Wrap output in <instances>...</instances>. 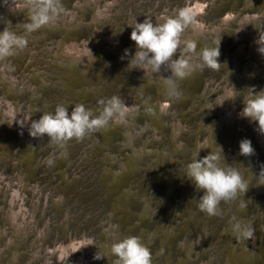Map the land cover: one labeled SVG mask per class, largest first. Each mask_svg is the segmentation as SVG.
<instances>
[{
  "label": "rangeland",
  "instance_id": "rangeland-1",
  "mask_svg": "<svg viewBox=\"0 0 264 264\" xmlns=\"http://www.w3.org/2000/svg\"><path fill=\"white\" fill-rule=\"evenodd\" d=\"M75 1L62 0L64 9L61 13L62 16L73 8ZM195 1L116 0L114 12L110 11L112 13L101 25L102 30L106 34L116 33V44L114 45L116 51L125 57V49H127L128 55L126 56H130V52L135 53L136 51L135 42L130 40L131 24L143 22L145 18H153L154 24L161 23L156 20L162 14L166 15V18L173 17L182 8L194 7ZM198 1L202 3V11L199 13L203 25L221 24L223 27L217 34L213 32L208 36L211 45L207 44L208 47H214L220 39L218 62L223 66L220 71L207 68L202 72L197 70L191 76L179 81V88L182 92L180 99L168 97L164 88L158 90L156 84H147L145 75L140 69L133 68V65L129 64L130 60H124L120 65L111 64L105 69L100 65L99 68L93 66L81 70L78 74V82L66 77L65 70L55 65V58L50 56L47 45L56 40L58 51L60 40L63 37L70 39L72 37L70 35H73L79 43L82 42V39H88L93 34V29L87 25L88 21H91V13L88 9L83 12L80 23L76 21L72 32L70 29L69 31L63 29L64 25L58 18L56 23L61 22L59 24L63 26L55 28V24H47L28 34V46L24 51L13 57L0 60V204L5 203L6 197L9 202L13 198V194H17L16 191L20 197L19 202L25 203L28 208L32 209V204L36 203L34 207L35 222L38 227L46 228V238L42 243L44 249L47 246L54 248L55 244L69 245L71 242H76V247L69 251L63 259L58 257V253L53 256L48 255V259L51 260L49 264H75L76 261L82 262L84 259H89V264H112L113 258L111 257L94 259L96 254L106 255L103 244L107 238L103 234V229L115 225L120 227L119 236H108V242L111 240L113 243L114 238L118 241L130 236L128 225L140 219L139 215L136 217L134 213H142L145 199H148L150 203L149 214L144 221H139V228L142 226L145 230L152 232L156 230V225L160 224L166 228L176 218L182 222L186 218L190 220L189 232L193 236L195 246L187 257L189 264H202L203 260L205 263L211 261L207 264H226L230 239L233 238L236 243L238 242L236 235H231L230 231L226 232L228 222L231 223L232 218L236 217L253 223L258 215L261 216V213L264 215V173H261V170L264 169V135L259 133L255 122H251L249 125L251 130H249V134L253 135L258 142L250 168L249 156L239 154V142L242 139H247L246 135L237 134L236 129H229V134L222 133L223 140L228 137L229 143L220 142V147L225 146V151L222 152L224 162L238 169L248 182L249 189L243 197L247 202V208L242 210L239 207V200L222 203V216L209 217L201 213L197 207L198 199L203 194L202 191L195 190L190 199H187L191 181L185 177V168L193 159L197 140L201 138L203 142L208 136L205 130H198L199 122L204 117L202 108L205 103L213 105L216 103V98L224 94V87L233 88L238 92L236 98L233 99L231 95L224 104H234L239 111L243 109V102L247 99L250 90L254 92L255 86L260 87V85V91L264 90V54L257 50L258 56L254 57L260 70L257 77L250 72L251 79L256 80L253 86L250 82H244L242 78L239 80L241 83L238 87H235L237 79L227 77L229 67L226 66L225 61L226 57L231 56L238 46L236 44L237 29L240 27L239 23H243V15L248 7L250 11L258 12L261 17L248 23L249 34L244 40V46L249 47L251 44V33L264 39V8L259 4L260 2L255 4L249 2V6H246L247 0ZM104 2L105 0H102L101 3ZM18 6L19 10H17ZM232 10L235 12L233 20H230L229 26L224 25L222 18ZM7 22L11 23L12 30L18 35L26 34L25 25L30 22V11L25 5V0H0V31H3ZM99 50L101 53L104 52L100 48ZM200 50L197 49L198 52ZM105 56L108 59L111 58L110 60L114 59V57H109V54ZM245 61L241 60L242 63ZM193 62H196V57H193ZM232 68L234 65L231 66ZM237 72L240 77L243 76V70L236 69ZM206 81L209 82V86ZM10 86L13 89L18 86L17 95L12 92ZM84 88L88 89V92L80 93L79 89L83 90ZM205 90H207L206 102L201 97L202 93L206 92ZM192 95L195 97L192 98ZM112 96H119L128 105H132L138 100L142 101L144 98L153 104L156 103V106L159 97L169 102L165 110L157 111L155 117L157 120L150 117L148 112L146 113L150 126L148 128L145 127L146 118L143 119V116L129 119L134 128L140 131L141 142L138 143V146L143 145V141L148 138L150 143L145 146L157 149L158 154L148 153L137 158L134 156L133 166L126 172L125 177H119L116 188L110 183L112 177L108 178L111 173L108 170L111 167H116L118 170L121 165L118 160L125 158L127 152L131 154L132 150H127L123 145L128 141L125 135L112 129L108 132L101 130L86 136L82 141L71 140L63 148L49 143L46 135L37 138L35 145L30 149V152L33 153L32 158L28 161L31 168L25 166L21 169L18 167L19 157L16 149L21 152V147L17 140L5 133L6 126L1 120L5 119L8 109L9 112H14L17 108L16 111L24 118L31 116L30 119L38 120L41 115L53 112L55 107L61 104L68 107L69 113L76 104H83L86 108L95 111L98 108L99 100ZM5 97L9 100L10 107L4 102L2 103ZM215 105L218 106V104ZM153 108L156 107L153 106ZM212 117L218 118L219 116L207 118L208 124L212 123ZM155 120L164 125L156 131L153 128ZM247 120L243 119L240 123H245L244 125L247 127ZM234 124V128H236L237 122ZM173 125L176 129L180 125L186 129L179 132L177 136H173ZM176 140L178 141L176 142ZM106 152L113 154L116 157V162L107 164ZM49 159L54 160V164L51 166L48 164ZM125 161L126 159L123 162ZM224 162L222 161V163ZM23 184L31 187L34 185V187L25 190ZM36 188L39 189L38 192ZM124 188L130 191L122 202L126 203L129 210L133 212L132 214H127L115 206V202H118L119 195ZM6 206L8 208V204ZM121 213L124 214L121 216ZM161 213L165 214L163 219ZM4 222L5 219L1 214L0 225H4ZM140 232L138 231L137 236L140 235ZM201 235L204 236L203 239L198 240ZM182 236L183 232L178 234V237L171 239L167 245L166 242L163 244L164 252L166 250L164 257L170 254L174 264L177 263L182 253L179 247V243L185 239ZM35 237L36 233L23 239L22 243L17 246L14 258L12 257L14 253L9 251L10 248L5 249L4 252L0 251V264H12L10 262L14 264H47L44 251L37 256L36 260L31 256L30 243ZM83 240H85V244H79ZM5 241L0 240L1 247L5 245ZM90 241L92 245H89ZM161 241L160 238L155 237L153 242L146 244L150 251H153V255L156 250L161 248ZM252 241L254 243L253 239ZM183 255L186 256L184 252ZM159 261L165 264V260ZM263 262V255L256 253L252 264H264Z\"/></svg>",
  "mask_w": 264,
  "mask_h": 264
},
{
  "label": "bare ground",
  "instance_id": "bare-ground-1",
  "mask_svg": "<svg viewBox=\"0 0 264 264\" xmlns=\"http://www.w3.org/2000/svg\"><path fill=\"white\" fill-rule=\"evenodd\" d=\"M101 2H102V0H76L74 5H73V8L71 10H69L66 15L62 16L60 14V16L58 17V18H60V20L62 21L64 26L62 24H59L61 22L56 23V20L52 23H49L50 25L55 24L54 25L55 28L58 26L59 27L63 26V29H65V30L67 29L68 31L70 29V32H72L73 28L75 27L76 21H78V23H80V19H82L83 12L88 9L89 13H91V21H88L87 25L90 27V29H93V34L88 39H82V42L79 43L78 40L73 35H70V36H72L70 39H68L67 37H63L60 40V48H58V51H57L56 40L53 41L52 44L49 43L47 45V48L49 50L48 52H49L50 56H52V58H55V65L58 67H61V69L65 70L64 75H66V77H68L69 79H73L74 82L79 81L78 74L81 70L89 69L93 66L99 68L100 65L104 69L106 67L110 66L111 64L120 65L124 62V60H131V57L135 54L133 52H130V56L124 55L125 57L123 59H121V57H123L122 53H120V52L118 53L116 51L115 46H114L116 44V33L106 34L102 30L101 25H103L104 22L109 17V15L112 12H114V9L116 7V0H112V1L105 0V2L103 4ZM249 2H252V4L260 2L259 4H261L262 7L264 8V0H247L245 2V5L249 6ZM201 4L202 3L200 1L196 0L194 7H191V6L187 7L195 13L196 23L191 25L190 28L185 31V33L183 34V37H182L183 39H186V40L187 39L195 40L197 42V49H202L204 47H208L207 44H209V46H210L211 42H210V37H208V36L213 34V32L217 34L223 28L221 24H211L208 26L203 25V21H202V19L200 20L201 16L199 13V11L200 12L202 11ZM260 9H261V7H260ZM17 10H19V6L17 7ZM110 11H112V12H110ZM263 15H264V9H263ZM234 16H235V12L233 10L228 12L227 15L222 18L223 24L229 26V22H230V20H233L232 18ZM259 17H261V15L258 12L250 11L249 7H248L247 11H245L244 15H243V21H242L243 23L242 24L239 23L240 27L237 29L236 44H238V46L231 56L228 55L226 57V60H225L226 64H227L226 66L229 67L227 77L228 78L229 77H232V78L235 77L237 79V83H236L235 87H238V85L241 83L239 80H241L242 78L244 79V82H250L253 86V84L256 80L251 79L250 72H252V74H254L255 77H257V75H258L257 73L260 70L259 65L254 60V57L258 56L257 50L259 48V45L257 44V42H259L258 41L259 35H256L255 33L250 32L251 33L250 34L251 40H252L251 44L249 45V47L244 46V40L247 37V35L249 34V31L247 30L248 29V23H252L253 21L257 20ZM165 18H166V15L162 14V16L158 17V19L156 21L162 22V20H164ZM151 20H154V19L151 18ZM83 22H85V21L83 20ZM134 24L135 23H133L131 25L133 26ZM63 32H65V31H63ZM63 32H61V33H63ZM99 48L101 50H103L104 52L101 53ZM88 49L90 50L91 53L89 52ZM106 54H109L110 55L109 57H114V59L113 60H110L111 58L108 59L105 56ZM55 55H56L57 59H56ZM241 60H246V61L244 63H242ZM232 65H234V68L231 69ZM236 69L243 70V76L242 77L239 76L238 72L236 73ZM141 71H142V74L145 75V77H146V83L147 84L158 85V90H161L162 88H164L159 74H155V73H152L150 71H145V72H143V70H141ZM160 75L167 77L168 75H170V73L167 71H163V69H162ZM38 79H39V77H38ZM5 80H6V78H5ZM45 80L46 79L44 78V82H46ZM44 82H43V84H44ZM41 83H42V81H41ZM10 84H11V82H10ZM14 84H15V81H14ZM206 84H207V86H209L208 81H206ZM6 85L8 86V84H6ZM11 85H13V84H11ZM10 87L12 88V86H10ZM260 87H261V85H260ZM260 87L255 86L254 92L255 93L260 92V90H261ZM5 90H7V89L5 88ZM17 90H18V86L14 89L12 88V92L16 95L18 93ZM10 91H11V89H10ZM32 91H33V89H32ZM79 91H80V93H87L88 89H86V88H84L83 90L79 89ZM205 91L206 92L202 93L201 97H203V99H205V102H206L207 101V99H206L207 98V90H205ZM232 92H233V88L228 89L227 87H224V94H222L221 97L216 98V103H214L213 105L212 104L209 105V104L205 103V105L203 106L202 111L204 113V117L201 118V120L199 122L198 130H200V131L205 130L208 133V136L205 139V141H203V142L201 141V138H199L197 140L196 148L193 152V158L197 154H198V158H203L204 156L208 155L209 153L219 152L218 146L220 147L221 141L226 143V144L229 143L228 141L230 139H228V137H227V138H225V140H223L224 137L222 135V133L229 134L228 133L229 129L230 130L236 129L237 134L241 133V134L246 135L247 139L251 141V145L254 149V154H255V150H256L258 142L256 139H254L253 135L249 134V130H250L249 125H251V122L248 121L246 118H243L240 115L242 112V109L238 111L234 104H228V103L224 104L225 100L228 99L232 95ZM254 92H253V94H255ZM7 94H9V93H7ZM248 96H249V93L247 94V98H248ZM6 97L4 98L2 103L4 102L5 104H7L8 107H10L9 106V100ZM194 97L195 96L192 95V98H194ZM139 101H140V103H139ZM157 103H158V105L156 106V103L153 104V102H150L146 98H144L142 101L138 100V101L134 102L132 105H129V106L135 107L138 110L136 113L131 114L129 116V118L124 122H113L107 130H104V132H106V131L108 132V130L112 129V130H116L117 132L125 135V137L128 139V141L124 142L123 145L125 146V148L127 150H129V149L132 150L131 154H129L127 152L125 158H121L120 160H118V161H120V164H121L118 170H116V167H111L110 170H108V171H111V173H110L111 175L109 174L108 178L112 177V179L110 180V183L115 188H116V183H119V180H118L119 177H121V176L125 177L126 172H128L129 169L133 166L132 163H133L134 156H135V158H137V157H140L141 155H145L148 153H153L155 155L158 154L157 149H152V148H148V146H145V144L150 143L148 138H146L143 141V145L138 146V143L141 142V138L139 136L140 131H137L136 128H134L133 123H131V121L129 120V119H134L136 117L143 116V119L146 118L145 127L146 128L150 127L148 125V120H147L148 118L146 116V113L148 112L150 114V117H153L154 119L157 120V118H155L157 113L161 110L162 111L165 110L169 105V102L167 100L165 101V100L161 99L160 97H159ZM215 104H218V106ZM16 105L18 106L19 103L17 102ZM126 105H128V104H126ZM152 105L156 108H153ZM12 107H14V106L12 105ZM150 107H152V108L150 109ZM30 108H31V106H30ZM140 108H142V109H140ZM11 109H13V108H11ZM149 109L151 111H149ZM16 110H17V108H16ZM16 110L14 112H9V109H8L7 110L8 113L6 114L5 119H1V120L4 123L3 125L6 126V132L5 133L6 134L8 133V136L17 140L18 145L21 147V152L19 149H16V151H17L16 153L19 157L18 158V160H19L18 167H21V169H23V167H25V166H27V168H31L28 161L32 158L33 153L30 152V149H31V147H33L35 145L37 138H33V137L29 136V128H30L31 122L34 121V119H30L31 116L28 118H24V116H21L22 115L21 113H20L21 115H19V113ZM29 113H30V111H29ZM214 113H216L215 115H218L219 117L218 118L212 117L211 118L212 123L208 124L207 118H210L211 116H215ZM243 119L247 120V123H248L247 127H246V125H244L245 123L244 124L240 123L241 120H243ZM156 120H155L154 125H153L154 126L153 128L155 129V131L158 130V128L161 129V126H164L163 123H159V121H156ZM17 121H23L24 122L23 126L18 124ZM235 122H237V124H238V126L236 128H234ZM169 126H171V125H169ZM184 129H186V127H183L182 125L177 127V129L175 128V125H173V136H177L178 133ZM104 136H105V134H104ZM177 141L178 140H176V142ZM220 148L222 149V152L225 151V146H221ZM253 155L249 156V162H250L249 168L251 167L252 160L254 158ZM105 157L107 160V164L109 162H114V161L116 162V157L113 154H110L109 152L105 153ZM155 158H157V157H155ZM124 159H126L125 162H123ZM107 169H109V168L107 167ZM107 169H106V173L108 172ZM24 170H25V168H24ZM23 185H24L23 188L25 190H27L28 188L34 187V185L32 187L31 186H25V184H23ZM167 189L170 192V188L168 187ZM189 190L190 191H189V194L187 197L188 200L190 199V197L192 196V194L196 190L195 186L192 184V182L190 183ZM38 191H39V189H37V192ZM129 191L130 190L126 189V188H124V190L121 191V193L119 195L118 202H115V206H117V208L119 210L121 209L122 211H124L127 214L128 213L132 214L133 212L129 210L126 203L122 202L123 198H125L128 195ZM16 193L17 194H13V198H11V200H9V202H7V197H6L5 203L3 205L0 204V215L2 214L3 219H5V222H4L5 224L0 225V240H2V241L6 240L5 245L3 247L0 246V251L4 252L5 249L10 248L9 251L12 252V254L14 253L12 256L14 258V256H16V253H17L16 249H17V246L19 245V243H22L23 239H25L28 235H31V234L34 235L36 233L35 239H32V242L30 243V250L32 252L31 256L33 257L34 260H36L38 258L37 256H39V254H41L42 251H44V255H45L44 258L46 259L47 264H49L51 261L48 259V255L53 256V254L56 255L58 253V257L63 259L69 251H71L73 248L76 247V242H71L69 245H65V244L56 245L55 244L54 248H50L49 246H47L44 249L42 246V243L44 242V240L46 238V228L38 227L37 223L35 222V218H34L35 209H34V207L36 206V203L34 202L32 204L33 205L32 209H30L25 205V203L23 204L22 202H19L20 197L18 195V191H16ZM17 195H18V197H16ZM7 204H8V208H6ZM13 205L15 206L14 208L12 207ZM149 205H150L149 200L145 199L144 204H143L142 213H139V212L134 213L136 217L139 215L140 219L133 221L131 223V225L130 224L128 225V232H129L130 236H137L138 231H141L140 235H138V236L141 238L142 243H144L145 245L150 243V242H153L155 237H157L158 239L160 238V240H162L161 241L162 242L161 248L159 250H156L154 255L152 254L153 264H163V263H160V261H159L162 259L165 260V264H174L173 261L171 260L170 256H169L170 254H167L164 257V255L166 254V250L164 252L163 244H164V242H166V245H167V243L171 239L178 237V234L183 232V236L185 237V239L183 242L179 243V247L182 250V253H181L180 257L178 258V261L176 264H189L187 257L189 256V253L191 252V250H193V248L195 246V241L193 239V236L189 232L190 220L188 218H186L185 221L182 222L179 218H176V219H173L171 224H169V226H167L166 228L164 226H161L160 224H158V225H156L155 231L149 232V231L145 230L142 226H141V228H139L140 227L139 221H141V220L144 221L149 214V207H150ZM117 208H115V209H117ZM123 214L121 213V216ZM161 217L163 219L165 217V214L161 213ZM241 220L245 224L251 225L253 227L254 236L252 239L254 240V243H253L252 239H249L246 241L238 240V242L236 243L235 240L233 238H231L229 241L228 248H227L228 253H227L226 264H252V262L255 259L256 253H258L259 255H263V257H264V215H262V213H261V216L258 215L253 223H250L243 218H241ZM171 225H173V226H171ZM227 225L228 226L226 227V230H227L226 232L230 231L231 235L232 234L236 235L231 230L230 222H228ZM119 231H120V227H117L116 225L110 226L108 229H105V228L103 229V234L107 238V241L103 244L104 250H105L104 253L106 254L105 255L106 257H104V259L107 258L106 245H109L112 243L111 240H110V242H108L109 237L111 235H114L115 237L119 236V233H120ZM132 231L134 232L133 233L134 235L132 234ZM203 237H204L203 235L199 236L198 240L203 239ZM114 242H116V238H114ZM79 244L84 245L85 240L80 241ZM183 252L186 254V256L183 255ZM35 255H36V257H35ZM62 259H60V260H62ZM210 262L211 261L209 260L205 263L203 260L202 264H207ZM10 263L14 264L13 262H10ZM59 264H61V263H59ZM75 264H89V259H84L82 262L76 261Z\"/></svg>",
  "mask_w": 264,
  "mask_h": 264
},
{
  "label": "clouds",
  "instance_id": "clouds-1",
  "mask_svg": "<svg viewBox=\"0 0 264 264\" xmlns=\"http://www.w3.org/2000/svg\"><path fill=\"white\" fill-rule=\"evenodd\" d=\"M25 5L30 11V22L25 25L26 34L18 35L12 30L11 23L7 22L3 31H0V60L24 51L28 46L27 35L54 22L64 10L62 0H25ZM195 23V13L189 8H182L161 23L154 24L150 18H145L143 22H136L131 27L130 40L135 42L136 51L129 64L143 72L159 74L165 94L170 98H181L178 82L195 71L202 72L206 68L213 71L222 69L223 65L218 62L220 39L214 47H204L198 52L195 40L182 38L185 31ZM258 41V51L264 54V39L259 38ZM125 55H128L127 49ZM193 57H196L195 63ZM162 69L170 75H160ZM237 93L233 89V99ZM243 104L240 115L255 122L259 133L264 135V90L255 94L250 90ZM137 111L135 107L126 105L119 96L99 100L95 111L83 104H76L69 113L68 107L61 104L53 112H46L38 120L32 121L29 136L42 138L46 135L49 143L63 148L71 140L82 141L86 136L107 130L113 122H124ZM17 123L21 126L24 124L23 121ZM218 148L219 152L209 153L203 158H198L197 154L185 168V177L197 191L203 193L198 199L197 207L209 217L222 216V203L239 200L242 210L248 206L243 199L249 189L248 182L238 169L224 162L222 149L219 146ZM239 154H254L250 140L242 139L239 142ZM48 164L53 165L54 160L49 159ZM261 173H264V169ZM230 227L238 240L246 241L254 236L253 227L236 217L232 218ZM89 245H92L91 241ZM106 253L107 257L113 258L112 264H153L152 253L139 236H127L106 245ZM104 257L106 256L96 254L94 259Z\"/></svg>",
  "mask_w": 264,
  "mask_h": 264
}]
</instances>
